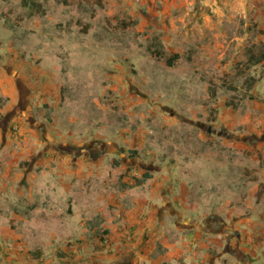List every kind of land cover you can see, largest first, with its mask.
Returning a JSON list of instances; mask_svg holds the SVG:
<instances>
[{
  "label": "rangeland",
  "instance_id": "obj_1",
  "mask_svg": "<svg viewBox=\"0 0 264 264\" xmlns=\"http://www.w3.org/2000/svg\"><path fill=\"white\" fill-rule=\"evenodd\" d=\"M22 1L0 0V264L127 261L125 189L177 196L205 264L264 261V0Z\"/></svg>",
  "mask_w": 264,
  "mask_h": 264
},
{
  "label": "crops",
  "instance_id": "obj_2",
  "mask_svg": "<svg viewBox=\"0 0 264 264\" xmlns=\"http://www.w3.org/2000/svg\"><path fill=\"white\" fill-rule=\"evenodd\" d=\"M0 111L2 115L3 109H0ZM72 167L73 166H70L64 173L74 171ZM5 171L4 168V173ZM6 172L9 173V171ZM3 185L4 188L2 192L6 193V183ZM69 186H72V184L68 183V187ZM185 191H187V189ZM125 193H129L127 189L120 192L111 191L108 192V197L104 196L118 207V212L123 210L127 213V217L119 221L121 226L109 232V235L114 239L112 247L116 248V252L119 253L117 256L118 259L119 257H121L120 259H128L119 264H155L157 260L153 261L151 253L156 249L158 243H161L163 248H165L162 264H167V262L168 264H205L204 260L207 258L206 253L203 254L202 258H199L201 257L199 255L202 253L200 250L205 246L201 239H198L199 235L194 233L191 239L185 237L182 233L180 235L177 234L182 228L181 225H179L182 211L175 205V199L178 198L177 196L174 194H167L163 197L161 203L158 204L159 200L139 199L135 198L133 195L129 196L128 202H124L122 197L126 195ZM170 198L173 200L172 203L169 201ZM185 200H188L187 192ZM167 203L168 209L165 207ZM14 214L17 215L16 213ZM106 226L109 227L108 224H106ZM167 230L168 233L170 230L176 231V234H172L169 237L166 232ZM128 250L129 254L126 256ZM259 252L260 250L256 249V260L249 259L246 264H264V261H261L263 257L259 258V254H257ZM217 263L222 264L220 258H215L212 261L210 258L209 264ZM102 264L107 263L104 262ZM230 264L234 263L231 262Z\"/></svg>",
  "mask_w": 264,
  "mask_h": 264
},
{
  "label": "trees",
  "instance_id": "obj_3",
  "mask_svg": "<svg viewBox=\"0 0 264 264\" xmlns=\"http://www.w3.org/2000/svg\"><path fill=\"white\" fill-rule=\"evenodd\" d=\"M98 1V4H99V6H103L104 4H110V3H113L115 0H97ZM23 2V4H24V0L22 1ZM264 31V30H263ZM262 45V47L264 48V44H261ZM152 53H153V55L154 56H156V57H160L162 54H163V50H162V48H160V46L158 45V48H156V49H153L152 50ZM179 57V55L177 54V53H174V54H172L171 56H169V57H167L166 58V63H167V65L168 66H172L173 64H174V62H175V60L177 59ZM264 60V50H261L259 53H257V51L256 52H254V50L253 49H249V54H248V56H247V58H246V61L244 62L245 64H246V66H247V64L249 65L250 63L251 64H257V63H259V62H261V61H263ZM261 78H262V76H261ZM259 80V78H257V77H255V76H248V77H246L245 78V84H246V87H247V92H249L251 89H252V87H253V85L257 82ZM208 91H209V93H210V96L212 95V96H215V94H216V87H215V85L214 84H212V83H210L209 85H208ZM248 97L249 98H253V94H248ZM3 103H4V98H3V96L0 94V109H1V107H2V105H3ZM0 115H1V111H0ZM145 176L146 177H148L149 176V174H145ZM104 233H107L108 232V230L107 229H103L102 230Z\"/></svg>",
  "mask_w": 264,
  "mask_h": 264
},
{
  "label": "flooded vegetation",
  "instance_id": "obj_4",
  "mask_svg": "<svg viewBox=\"0 0 264 264\" xmlns=\"http://www.w3.org/2000/svg\"><path fill=\"white\" fill-rule=\"evenodd\" d=\"M27 115H28V113H27ZM41 129H42V132H44L45 131V129H44V127H41ZM135 155H132L131 157L133 158ZM132 161H134L133 159L132 160H130V161H128L129 163H132Z\"/></svg>",
  "mask_w": 264,
  "mask_h": 264
}]
</instances>
